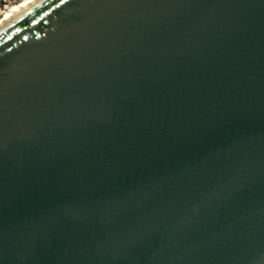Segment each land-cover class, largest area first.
I'll return each mask as SVG.
<instances>
[{
  "label": "water",
  "instance_id": "1",
  "mask_svg": "<svg viewBox=\"0 0 264 264\" xmlns=\"http://www.w3.org/2000/svg\"><path fill=\"white\" fill-rule=\"evenodd\" d=\"M0 264H264V0L0 32Z\"/></svg>",
  "mask_w": 264,
  "mask_h": 264
},
{
  "label": "bare ground",
  "instance_id": "2",
  "mask_svg": "<svg viewBox=\"0 0 264 264\" xmlns=\"http://www.w3.org/2000/svg\"><path fill=\"white\" fill-rule=\"evenodd\" d=\"M48 0H20L4 9H0V32L39 8Z\"/></svg>",
  "mask_w": 264,
  "mask_h": 264
},
{
  "label": "rangeland",
  "instance_id": "3",
  "mask_svg": "<svg viewBox=\"0 0 264 264\" xmlns=\"http://www.w3.org/2000/svg\"><path fill=\"white\" fill-rule=\"evenodd\" d=\"M20 0H0V9H4Z\"/></svg>",
  "mask_w": 264,
  "mask_h": 264
},
{
  "label": "snow or ice",
  "instance_id": "4",
  "mask_svg": "<svg viewBox=\"0 0 264 264\" xmlns=\"http://www.w3.org/2000/svg\"><path fill=\"white\" fill-rule=\"evenodd\" d=\"M61 2L63 3V0H61Z\"/></svg>",
  "mask_w": 264,
  "mask_h": 264
}]
</instances>
